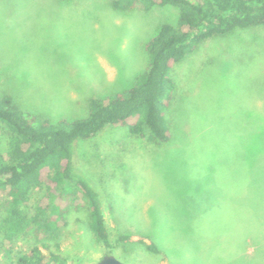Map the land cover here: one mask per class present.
<instances>
[{
  "label": "rangeland",
  "instance_id": "374dc122",
  "mask_svg": "<svg viewBox=\"0 0 264 264\" xmlns=\"http://www.w3.org/2000/svg\"><path fill=\"white\" fill-rule=\"evenodd\" d=\"M110 1L0 0V97L56 122L86 117L90 98L132 86L148 63L146 43L178 11H118ZM172 76L168 141L112 125L75 141L76 170L99 195L111 246L72 210L57 240L73 264L105 254L122 264H264V247L247 241L264 222V25L206 38ZM5 132L0 123V148ZM243 162L253 169L249 195ZM122 235L147 236L158 253ZM34 243L14 238L8 257L0 247V264Z\"/></svg>",
  "mask_w": 264,
  "mask_h": 264
},
{
  "label": "trees",
  "instance_id": "16d2710c",
  "mask_svg": "<svg viewBox=\"0 0 264 264\" xmlns=\"http://www.w3.org/2000/svg\"><path fill=\"white\" fill-rule=\"evenodd\" d=\"M110 4L118 11L165 5L178 11L176 21L160 23L146 43L148 63L132 86L90 98L86 117L56 122L38 120L10 96L0 97V123L7 133L6 145L0 148V205L5 210L0 217V247L8 257L14 238L29 234L35 240L11 256L10 264H73L59 251L57 240L72 210L83 211L78 224L87 220L96 240L108 250L111 243L99 195L76 170L75 141L106 125L125 127L129 134L156 143L168 141L171 130L165 111L175 94L174 65L210 36L264 25V0H111ZM123 239L158 253L147 236L122 235Z\"/></svg>",
  "mask_w": 264,
  "mask_h": 264
},
{
  "label": "crops",
  "instance_id": "0c3cea01",
  "mask_svg": "<svg viewBox=\"0 0 264 264\" xmlns=\"http://www.w3.org/2000/svg\"><path fill=\"white\" fill-rule=\"evenodd\" d=\"M245 168L247 169L245 175H244V179H243V182L245 183L244 185V188H243V191H242V195H249V187H250V184H254V181H253V169H252V164L251 162H243ZM247 185V187H246ZM247 203H249V200L248 199H244ZM246 204V203H244ZM253 214H255L254 210L252 211ZM262 214L264 215V208L262 210ZM260 225H262V227H258V225L256 226L255 230L253 232H256V231H259L260 232V237H259V240L261 241V245H258V242L259 240H256V239H252L251 240V234L253 233H250V235H247V241L249 244H252L251 242L255 241L253 244L257 245L255 246L254 248H257L258 249V246H263L264 247V222H262ZM252 244V246H253Z\"/></svg>",
  "mask_w": 264,
  "mask_h": 264
},
{
  "label": "water",
  "instance_id": "95a60500",
  "mask_svg": "<svg viewBox=\"0 0 264 264\" xmlns=\"http://www.w3.org/2000/svg\"><path fill=\"white\" fill-rule=\"evenodd\" d=\"M96 264H122V263L113 255L105 254Z\"/></svg>",
  "mask_w": 264,
  "mask_h": 264
}]
</instances>
